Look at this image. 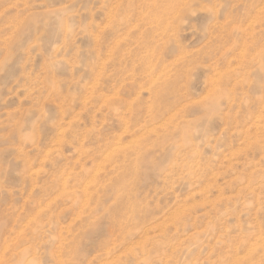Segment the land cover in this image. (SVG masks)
<instances>
[{
    "label": "rangeland",
    "instance_id": "374dc122",
    "mask_svg": "<svg viewBox=\"0 0 264 264\" xmlns=\"http://www.w3.org/2000/svg\"><path fill=\"white\" fill-rule=\"evenodd\" d=\"M0 264H264V0H0Z\"/></svg>",
    "mask_w": 264,
    "mask_h": 264
},
{
    "label": "bare ground",
    "instance_id": "6f19581e",
    "mask_svg": "<svg viewBox=\"0 0 264 264\" xmlns=\"http://www.w3.org/2000/svg\"><path fill=\"white\" fill-rule=\"evenodd\" d=\"M262 239V238H261ZM259 241H260V239H259Z\"/></svg>",
    "mask_w": 264,
    "mask_h": 264
}]
</instances>
